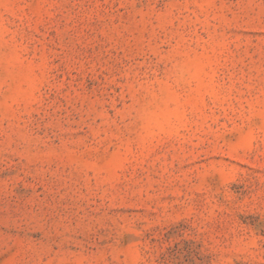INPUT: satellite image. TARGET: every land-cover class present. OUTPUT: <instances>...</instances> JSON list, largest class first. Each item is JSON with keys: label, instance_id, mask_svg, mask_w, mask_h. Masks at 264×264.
<instances>
[{"label": "rangeland", "instance_id": "374dc122", "mask_svg": "<svg viewBox=\"0 0 264 264\" xmlns=\"http://www.w3.org/2000/svg\"><path fill=\"white\" fill-rule=\"evenodd\" d=\"M0 264H264V0H0Z\"/></svg>", "mask_w": 264, "mask_h": 264}]
</instances>
